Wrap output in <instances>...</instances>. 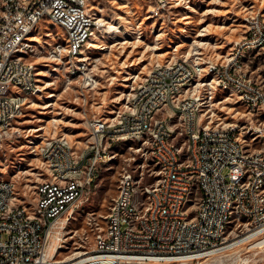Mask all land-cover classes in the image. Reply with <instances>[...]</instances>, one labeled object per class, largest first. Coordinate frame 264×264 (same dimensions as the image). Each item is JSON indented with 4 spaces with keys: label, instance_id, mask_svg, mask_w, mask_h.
I'll use <instances>...</instances> for the list:
<instances>
[{
    "label": "built area",
    "instance_id": "2783aa9c",
    "mask_svg": "<svg viewBox=\"0 0 264 264\" xmlns=\"http://www.w3.org/2000/svg\"><path fill=\"white\" fill-rule=\"evenodd\" d=\"M145 1L148 16L159 18L171 10L174 0ZM88 2L0 0V153L5 145L14 146V137L27 136L20 134L21 120L43 94L41 72L40 78H33L30 65L47 60L49 68L61 69L62 57H73L71 67H80L84 88L96 86L79 54H85L84 45L94 31L113 29L100 18L90 19ZM241 18V35L223 57L207 63L222 73V83L239 85L237 99H244L249 116L231 121L232 130L214 131L212 115L221 100L210 96L211 119L198 113L197 93L200 87L208 89L209 78L199 75L196 66L188 67V59L196 58L154 63L132 84L122 111L86 119L91 141L80 154H74L66 137L65 142L43 139L39 150L31 149L50 174L37 185L35 212L16 203L12 182L0 178V264H70L52 258L53 247L63 246V219L88 193L110 145L134 135L140 150L144 131L152 132L150 149L142 153L156 158L155 180L140 187L126 173L121 193L112 198L117 199V210L112 211L110 224H104L94 248L81 260H73L75 264H191L228 250L224 248L233 239L222 234V227H229L236 237L264 234V144L252 143V135L264 134V117H259V110H264V82L250 70L255 59L264 61V16L249 5ZM54 39L70 40L68 52L59 47L48 53L47 45ZM29 41H36L33 54H25ZM14 48L22 50L20 60H12ZM244 51H251V58H244ZM20 84H27L28 92L12 97ZM169 86H176V95H168ZM133 89L141 90L140 99H133ZM186 92H194V99H186ZM171 107H179V115H172ZM134 111H141V118H134ZM233 137L242 138L245 155H238ZM176 138L186 140V147L176 146ZM65 152H72V159H65ZM178 153L186 154L188 168L177 166ZM197 187L206 188L204 198H196ZM140 189H147L151 205L141 204ZM131 199H138L139 207H131ZM8 204H15V215H3ZM196 205L205 206L203 216H195ZM226 213L235 214L236 223L226 222Z\"/></svg>",
    "mask_w": 264,
    "mask_h": 264
},
{
    "label": "rangeland",
    "instance_id": "374dc122",
    "mask_svg": "<svg viewBox=\"0 0 264 264\" xmlns=\"http://www.w3.org/2000/svg\"><path fill=\"white\" fill-rule=\"evenodd\" d=\"M249 5L264 16V0H174L171 10L159 18L148 16L145 0H89L90 14L113 29L94 31L84 45L82 55L87 57V69L97 84L84 88L79 72L71 74L67 69L65 57L61 69L49 68L47 60L34 65L36 78L41 72L44 90L21 120L20 134H27V141L16 137L14 146L5 145L0 153V178L12 182L15 202L33 209L37 185L50 178L41 157L32 152L39 150L43 139L66 137L74 154H80L91 141L86 119L122 111L132 84L138 83L156 62L177 58L219 60L241 35V17ZM64 41L50 40L47 52ZM30 42L36 48V41ZM250 70L255 79L264 82V61L255 59ZM66 78H70L69 83ZM213 96L221 100L216 104V115H212L214 122L242 121L249 116L234 93L217 90ZM210 109L205 111V119H211ZM243 135L248 139V133ZM138 146L135 140L117 141L107 150L88 193L72 214L65 216L63 246L55 260L67 261L94 248L123 174L130 173L140 187L155 180L154 164L142 153L146 149L140 145L138 150ZM228 234L229 239L237 238L236 232L228 230ZM191 264H264V234Z\"/></svg>",
    "mask_w": 264,
    "mask_h": 264
},
{
    "label": "bare ground",
    "instance_id": "6f19581e",
    "mask_svg": "<svg viewBox=\"0 0 264 264\" xmlns=\"http://www.w3.org/2000/svg\"><path fill=\"white\" fill-rule=\"evenodd\" d=\"M90 19H97V18L93 17L92 14H90ZM101 31L108 32L110 30L101 29ZM59 47H61V52H68V49L70 48V40L65 39L64 42H57L51 48L50 53L57 52L59 50ZM32 50H33V44L29 41V47H25V54H31ZM11 58L12 60H20L22 58L21 48H14L13 51H11ZM244 58H251V51H244ZM65 59H66L65 61L67 62V69L69 70V72L71 74H74L76 73V71H78L79 72L78 74H80V67H71V64H73V57H65ZM86 60H87V57H85L82 54H79V62H86ZM195 66L197 69H199V75H205V78H209L208 89L207 87H200V93H197L196 106H197V110L200 116L203 117V115L206 114L205 111L207 109H210V106H211L210 96H213L215 91L221 90V91H226L229 93H234V95L238 97L239 85L236 82L222 83V73L216 72V69H209V63H207V59H188V67H195ZM30 76H32L33 78H36L34 65H30ZM20 92H28V85L20 84V90H12V97H20ZM168 95H176V86L168 87ZM140 97H141V90L133 89V99H140ZM186 99H194V92H186ZM237 100L240 101L244 105V99H237ZM171 114L179 115V107H171ZM259 117H264V110H259ZM134 118H141V111H134ZM203 119L205 118L203 117ZM212 124L214 125V131L216 132H225L227 130H232L231 122H214L212 120ZM15 138L16 137H14L13 139ZM125 140H135V136L125 135L123 136L122 141H125ZM57 142H65V137H57ZM252 143L264 144V134L252 135ZM151 144H152V132L144 131L143 140L142 142H140V145L144 149H146V151L148 152ZM233 144L238 145V155H245V143H242V138L233 137ZM176 146L186 147V140H183V138H176ZM65 159H72V152H65ZM150 159L152 160L153 164L156 165V158H150ZM177 166H180L181 168H188V161H187V157L185 153L177 154ZM124 176H126V174L122 175L121 180H124ZM121 180H120L117 193H121ZM204 195H206V188L197 187L196 198H204ZM140 196H141V204L151 205V197L147 196V189H140ZM131 207H139V200L131 199ZM115 210H117V199H112L108 212L106 213L104 217L105 224H110L112 211H115ZM27 211L35 212V205L33 209L31 210L27 209ZM15 214H16L15 204H8L4 206L3 215H15ZM204 214H205V206L196 205L195 216H203ZM65 221H66V218L63 219L62 234H64ZM225 221L229 223H236L235 214L226 213ZM228 230H229L228 227H222V234H228ZM250 237L251 235H245L243 237L238 236L237 238H234L231 246H227L224 249H229V248L231 249L232 246L235 247L237 245L243 244ZM60 249H61V246L53 247L52 258L56 256V253ZM223 251H226V250H222V252ZM215 254H218V252ZM74 259L81 260L82 254L81 255L79 254L78 257L76 256V258H68L67 261H59V262L75 264L76 262L75 263L73 262Z\"/></svg>",
    "mask_w": 264,
    "mask_h": 264
}]
</instances>
